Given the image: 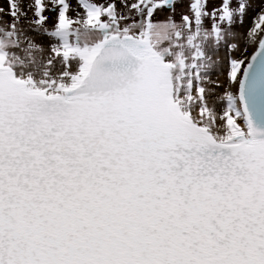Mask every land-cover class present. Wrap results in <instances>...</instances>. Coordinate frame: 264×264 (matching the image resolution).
I'll return each instance as SVG.
<instances>
[{
  "label": "snow or ice",
  "instance_id": "6c2138e0",
  "mask_svg": "<svg viewBox=\"0 0 264 264\" xmlns=\"http://www.w3.org/2000/svg\"><path fill=\"white\" fill-rule=\"evenodd\" d=\"M0 264H264V0H0Z\"/></svg>",
  "mask_w": 264,
  "mask_h": 264
},
{
  "label": "rangeland",
  "instance_id": "374dc122",
  "mask_svg": "<svg viewBox=\"0 0 264 264\" xmlns=\"http://www.w3.org/2000/svg\"><path fill=\"white\" fill-rule=\"evenodd\" d=\"M187 3V0H185V4Z\"/></svg>",
  "mask_w": 264,
  "mask_h": 264
}]
</instances>
